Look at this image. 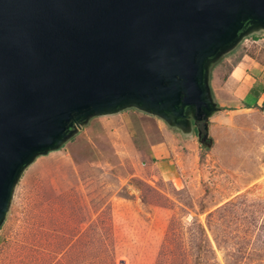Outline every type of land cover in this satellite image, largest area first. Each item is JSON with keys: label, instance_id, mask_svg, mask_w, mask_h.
<instances>
[{"label": "rangeland", "instance_id": "1", "mask_svg": "<svg viewBox=\"0 0 264 264\" xmlns=\"http://www.w3.org/2000/svg\"><path fill=\"white\" fill-rule=\"evenodd\" d=\"M242 59L263 89L264 27L206 60L216 106L202 122L123 106L35 156L0 224V264H264V103L225 105Z\"/></svg>", "mask_w": 264, "mask_h": 264}, {"label": "water", "instance_id": "2", "mask_svg": "<svg viewBox=\"0 0 264 264\" xmlns=\"http://www.w3.org/2000/svg\"><path fill=\"white\" fill-rule=\"evenodd\" d=\"M248 24L264 0H0V224L21 171L89 117L204 121L205 62Z\"/></svg>", "mask_w": 264, "mask_h": 264}, {"label": "crops", "instance_id": "3", "mask_svg": "<svg viewBox=\"0 0 264 264\" xmlns=\"http://www.w3.org/2000/svg\"><path fill=\"white\" fill-rule=\"evenodd\" d=\"M250 65H252L250 62H246L245 59H242V61L240 60L239 63L237 64V66L232 70V72L230 73V75L228 76V81L226 82L229 87L230 84L231 85H236V87H234L233 89L231 88L232 91H229V89L226 88V92H228L226 94L227 100L225 101V105L227 104H234L236 102H238V104H240V106H243L246 110L247 109H251L252 107H256V105L258 106L260 103H262V101L264 100V95L261 94L260 97L257 99L255 96L252 95V91L256 92V91H260L262 87H258V86H254V87H258L257 89H255L253 87V84H250V80L254 81L251 76H256V73H251V70L253 69L252 67H250ZM255 70L261 71L260 68L258 66L254 67ZM264 75V72H263ZM211 79V78H210ZM253 83V82H251ZM209 87L211 89V94L214 96H216V89L215 87H213L212 82L210 81L209 83ZM232 94V95H231ZM253 103V104H252ZM218 106L217 107H221V105L219 104V102L217 103ZM246 106H250V108H246ZM132 115V114H130ZM106 120L107 116L104 117H98L95 118L94 120L98 121H103L101 119ZM162 135V134H161ZM166 137L169 138L170 136L167 134L166 132ZM164 137V140L167 141V138ZM199 140V138H198ZM163 143V142H162ZM162 143H157L156 145H164Z\"/></svg>", "mask_w": 264, "mask_h": 264}, {"label": "trees", "instance_id": "4", "mask_svg": "<svg viewBox=\"0 0 264 264\" xmlns=\"http://www.w3.org/2000/svg\"><path fill=\"white\" fill-rule=\"evenodd\" d=\"M255 89H257V88H255ZM209 91H210L211 99L214 100V99H213V95L211 94L212 92H211L210 87H209ZM261 94L264 95V88H263V89L261 88V90H260L259 92H258V91H256V92H255V91H254V92L252 91V95L255 96L256 98H257V97L259 98ZM258 98H257V99H258ZM262 103H264V100L262 101ZM246 108H250V106H246ZM199 141H201L202 143L205 142V140H204V135L201 136V134H200V139H199ZM204 144H206V143H204Z\"/></svg>", "mask_w": 264, "mask_h": 264}, {"label": "bare ground", "instance_id": "5", "mask_svg": "<svg viewBox=\"0 0 264 264\" xmlns=\"http://www.w3.org/2000/svg\"><path fill=\"white\" fill-rule=\"evenodd\" d=\"M93 133V132H92Z\"/></svg>", "mask_w": 264, "mask_h": 264}]
</instances>
